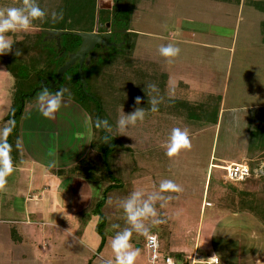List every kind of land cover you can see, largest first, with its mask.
Returning <instances> with one entry per match:
<instances>
[{
	"label": "rangeland",
	"instance_id": "obj_1",
	"mask_svg": "<svg viewBox=\"0 0 264 264\" xmlns=\"http://www.w3.org/2000/svg\"><path fill=\"white\" fill-rule=\"evenodd\" d=\"M101 1L97 0L99 8ZM39 2L44 7L51 6L52 2L56 4L51 11L61 3L60 0ZM254 3L256 0H240V3L134 0L129 26L131 32L137 33L131 36L135 47L128 53L126 49L123 53V49L114 51L111 64L101 69V76L105 72L117 75L109 83L101 81L102 86L108 85L111 91H116L113 96L121 109L119 117L134 111L132 98L136 99L142 90L145 95L150 93V98L157 96L159 104L170 107V112L178 110L176 103L185 100L202 111L201 124H189L188 119L170 114L165 108L158 110L155 116L147 111L143 121L119 131V137L126 143L130 136L137 138L133 154L129 152L125 158L130 163L135 156L142 158L146 150H152L156 158H160L161 153L167 158L165 168L137 177L129 195L136 190L146 195L158 192L160 182L165 179L174 181L182 189L162 193L172 198L156 202L158 218L163 223L153 225L151 220L145 221L149 233L159 235L162 252L170 255L176 264H194L198 255L206 260L216 254L212 241L210 249L205 241L212 214L219 216L223 212L241 210H258L264 214V151L254 147L257 140L251 137L255 129L264 125V13L257 10ZM9 7H23V1L0 0V11ZM98 10L109 17L114 13V8ZM48 17L45 13L43 18ZM43 18L34 20L27 31L18 29L4 35L11 44L23 43L30 47L29 43L42 30ZM103 26L104 32L111 31ZM97 30L95 26L94 31ZM118 40L124 42L122 37ZM167 45L178 47L179 55L163 57L159 49ZM100 46L111 52L108 45ZM133 70H136L134 74ZM141 70L151 75L147 80L152 75L157 78L160 90L157 94L148 88L150 81L145 89L139 78H135ZM9 75L0 65V142L8 134L3 128L8 122L3 119L10 105V98L4 95ZM32 78H36L33 84L37 83L36 75ZM95 81L89 79V93H95L106 106L111 95L104 92L99 79ZM63 86L56 91L41 89L26 99L31 105L19 121L20 139L7 146L9 153L19 151L21 160L12 164V172L0 185V264H114L111 241L121 231L114 233L108 225L107 243L101 248L97 231L101 217L88 212L91 202L102 198L104 189L92 176L88 180L78 176L74 183L76 200L67 209L56 204L51 195L60 179L66 181L64 186L74 187L70 179L74 176L62 178L58 171L81 162L93 136V120L86 110V106L95 107L93 101L85 105L62 98L61 107L51 118L42 115L47 104L40 103L39 96L44 91L56 93ZM175 127L187 130L191 146L169 157L167 143ZM251 144L254 145L250 147ZM219 156L227 161L220 162L223 167L211 168L208 173L211 163H218ZM2 159L0 157V168ZM243 162L251 167V176L239 182L229 181L226 167ZM119 191H113L112 200L103 209L109 216L116 213L117 204L122 206L118 196L123 194ZM205 202H210L211 206L205 207ZM122 218L126 219L125 213ZM222 230L223 224L220 233ZM145 239L133 232L129 241L133 249L139 250L135 264H149L145 244L140 246ZM249 243L244 247L250 248ZM214 244L217 250L221 249V243L214 241ZM225 246L234 252L237 248L235 244Z\"/></svg>",
	"mask_w": 264,
	"mask_h": 264
},
{
	"label": "trees",
	"instance_id": "obj_2",
	"mask_svg": "<svg viewBox=\"0 0 264 264\" xmlns=\"http://www.w3.org/2000/svg\"><path fill=\"white\" fill-rule=\"evenodd\" d=\"M115 1L117 2V5H113L114 13L111 17H109L99 13L98 9L100 8L97 5V0H60L61 3L56 7L55 11H51L53 10L54 5L56 6L54 1V3H51V6L44 7L39 2V0H34V2L45 13H47V16H50L46 19L43 18V21L40 23V28L42 30H40L35 36L34 41L29 43L30 47H26V45L23 43L20 45L12 44L11 51L5 54V57L0 55V65L4 66L8 70L14 80L12 87V104L6 116L8 129H11V131H8L6 139L0 142V147H6L4 150L7 151L8 158L11 160V164H16L19 161L20 153L19 151H16L15 154L9 153L7 146L12 142H17V140L20 139L19 121L22 118L25 109L31 105L28 104L26 99L30 97V94L41 85L42 79L47 80V83H50L51 79H55L60 67H62L69 60L71 54L79 50L82 43V38L75 33L96 32L94 31L95 26H97L98 31L104 32V27L101 28L100 24L104 25L107 22L111 24V30L114 31L117 38L115 39V41L117 40L116 43H121V40H118L119 37H122L124 42L121 43V46L118 44L111 46L109 49L111 52H108L107 48H104L105 46L97 45L92 51L93 58L91 62L83 65V73L87 84L89 79H92V81L99 79V82L102 80L104 83H109L112 79H115L114 77L117 76L114 75V73L107 72L101 76V69L104 65L111 64L113 55L112 53L114 51L119 49H123L122 53L126 50L127 53L132 51L135 47V40H132L131 36H135L137 33L131 32L129 26L131 23L130 18L131 12L133 11L134 0ZM222 1L240 3V0ZM254 5L257 10L264 13V0H256ZM109 10L112 9L110 8ZM53 13H56L55 19L53 18ZM49 29L69 31V33L64 34L61 37L60 47L58 46L56 39L46 38V34L43 33V30ZM17 52H19L20 55H16ZM94 55H96L97 58H95ZM134 64L138 65L137 63ZM139 67L141 68L142 66L140 65ZM139 67H137L136 70L139 69ZM136 70H133L132 74H134ZM35 75L37 77V83L33 84L36 78L32 77ZM149 75L150 74H146V71L141 70V72H137V74H135V78H137V80L139 78L138 81H141L143 86H146L145 89H147V83L150 81L149 84L156 85L158 90L159 83L156 81L157 78L152 75L151 79L147 80ZM102 81L100 86L105 90L104 92L108 94L110 93L111 95L109 96L110 99H108L106 106L103 105L102 100L97 97L95 93H89V84L88 87L84 89L79 74V62L73 65L65 73L61 83L55 88L56 91L59 86L64 84L63 89H66L67 91L65 92L63 98L69 99L77 104L81 103L87 105V101H93L96 103H94L95 107H93V109H90L88 106H86V110H89L91 119L93 120V136L87 155L77 165L68 169L59 170L58 174L61 177L81 176L87 180L92 176L94 182L99 184L104 189L102 198L96 200V203L95 200H93L88 209V212H91L92 215L98 214L101 217V220L97 225V231L101 238V248L106 246L107 243L108 234L106 233V229L108 225L112 226L111 231L114 233L118 232L119 230L122 232L129 226L127 223V218L125 220L122 218V214L124 212L123 207L120 204L116 205V213L114 215L109 216V214L106 212L104 213L103 211L109 200H112L113 191L115 189H118V191L122 190L121 192L119 191V193L123 194L122 196L119 197L116 195V198L118 196V198H120L122 201L125 199L126 195H129V191L133 189V181L137 177L139 178L143 177L145 174L147 175L155 173V171L159 170L160 168H165L167 164V158L165 157L164 153H161L160 158H156L151 152L152 150H146V152L144 151L145 153L142 158H140L141 156H135L134 160H131V163L129 160H125V158L128 157L129 152L133 154V149L136 147L137 138L130 136L128 143H126L119 137V130L116 128V121L119 118L121 109L115 102V97L113 96L115 95L114 93L116 91H111V87L109 89L108 85L102 86ZM127 81L131 82L132 80ZM42 89L49 90V88L46 86H44ZM38 91L39 90L37 89L34 96ZM159 91L160 90H158L156 93H152L157 94ZM54 94L55 93L51 95ZM148 94L145 95L144 90H142L141 93L137 95L140 100H143V102L141 100L139 105L135 103L134 100L136 99L132 98V103L134 104L135 109L137 107H146L145 109L150 107L148 101H150L152 98H150V93ZM159 105V110L162 108L169 110L170 108L164 107L161 104ZM176 105L179 106L177 108L178 110H172L174 112H170L171 110H169L170 114L173 113L174 115L180 117L183 116L189 121H194L193 123L201 124L202 115H200V113L202 111L197 107V105H193L190 101L186 100L184 102L179 101V103H176ZM150 113V116H155L158 112ZM98 118L100 120H108L111 129L108 130L105 128H97L95 122ZM105 137H107V140H105ZM251 137L257 140V142L254 143L257 145L254 147H258L264 151V125L255 129L252 132ZM254 144H251L250 147H252ZM161 159H164V161ZM130 164H132L133 167H131ZM141 166H143V168H141ZM250 211H252L255 215L262 219V221H264L263 213L258 210ZM152 233L154 232H150L149 235ZM157 236L161 243L159 235ZM146 241L147 237L144 243H140V246L145 244ZM174 254L177 253H173V255Z\"/></svg>",
	"mask_w": 264,
	"mask_h": 264
},
{
	"label": "clouds",
	"instance_id": "obj_3",
	"mask_svg": "<svg viewBox=\"0 0 264 264\" xmlns=\"http://www.w3.org/2000/svg\"><path fill=\"white\" fill-rule=\"evenodd\" d=\"M45 12L34 2V0H23V7H9L0 11V55L7 54L11 51V41L4 35L8 32H16L18 29L27 31L32 25V22L38 18H43ZM53 18H56V13H53ZM160 54L166 58H172L179 55L180 49L172 45L161 46L159 49ZM16 55H20L19 52ZM153 93H156L157 87L154 84L148 85ZM66 89L57 91L54 96L44 91L38 98L40 103H46L47 109H42V115L45 118H51L52 115L61 107L62 98L65 95ZM135 103L139 105L141 100L136 98ZM160 99L157 96H153L148 104L150 107L140 108L137 107L133 112L120 116L116 121V128L119 131H125L130 126H135L138 121H143L147 111L157 112L159 110L158 105ZM95 125L97 128H105L110 130L108 120H96ZM6 132L11 129H5ZM107 140V137H105ZM190 141L188 138L187 130H182L179 127H175L171 130L169 140L167 143L166 155L172 157L176 155L181 149L190 148ZM0 157H2L3 167L0 168V185L4 183V177L12 172V164L8 153L4 148L0 147ZM181 187L174 183L170 179L162 180L159 184L158 192L146 195L143 191L136 190L130 193V195L121 201L123 212L126 214L127 223L130 224V228H126L124 231L118 233L111 241V249L114 253V264H135L137 256L139 255L138 249H133L129 243L133 232L139 235H143L155 241V236L149 235V227L145 224V221L151 220L153 225L163 223L158 218L156 209L157 201H167L172 197H165L162 193L165 192H180ZM161 207L164 205L161 204Z\"/></svg>",
	"mask_w": 264,
	"mask_h": 264
},
{
	"label": "crops",
	"instance_id": "obj_4",
	"mask_svg": "<svg viewBox=\"0 0 264 264\" xmlns=\"http://www.w3.org/2000/svg\"><path fill=\"white\" fill-rule=\"evenodd\" d=\"M261 12V11H260ZM10 74V73H9ZM10 82L8 78H6V91L4 95L10 98V105L8 112L10 110L12 104V87L14 84V80L11 75ZM190 101V100H189ZM154 120V119H152ZM3 121H6V117H4ZM194 121H189L193 123ZM196 124V123H194ZM153 125L152 121L150 122V127ZM8 129V123L3 127ZM91 142V141H90ZM90 146V143L88 144ZM84 155V154H83ZM84 157V156H83ZM82 157V158H83ZM21 158V156H20ZM21 160V159H19ZM218 163H211L208 173H210L211 168L217 169L223 167L220 162L227 161L225 158L217 159ZM19 162V161H18ZM244 163V162H243ZM74 166V165H73ZM72 166V167H73ZM1 164V168H2ZM56 170V169H55ZM71 177V176H70ZM63 178V177H62ZM73 181L74 187L64 186L66 181L60 179L58 181L55 189L51 192V195L54 196L55 203L59 204L60 207L67 209L73 202H75V198L77 196V191L75 188V181L77 177L70 178ZM85 179V178H83ZM87 180V179H85ZM1 196V194H0ZM212 219L208 226V232L205 234V241L207 242L208 248L210 249V241H212V249L216 250V254H213V257H218L220 259L219 264H264V221L260 219L257 215H255L251 211H227L220 213L219 216H214L212 214L210 216ZM249 221V222H248ZM246 223V227L245 226ZM221 224H223V232L220 233ZM253 226V229L250 228ZM202 236H200L201 238ZM202 239V238H201ZM214 241H217L218 244L221 243V249H216V245ZM231 242L227 244V242ZM250 242V248L244 247V244ZM236 245V250L229 248V246L225 245ZM199 259L202 261H210V258H206L203 260L200 255H198Z\"/></svg>",
	"mask_w": 264,
	"mask_h": 264
},
{
	"label": "water",
	"instance_id": "obj_5",
	"mask_svg": "<svg viewBox=\"0 0 264 264\" xmlns=\"http://www.w3.org/2000/svg\"><path fill=\"white\" fill-rule=\"evenodd\" d=\"M111 7H112V1L102 0L100 2L101 9L103 8L110 9ZM109 25L110 24H107L108 27ZM43 33L46 34V38L48 39H56L57 44L60 47L61 37L64 34L69 33V31L49 29V30H43ZM75 34L82 38V43L79 50L71 54L69 60L62 67H60L55 79H51L50 83H47V80H43L41 85L37 88L38 90H41L44 86H46L49 89H55L61 83V80L63 79L65 73L77 62H79V74L83 87L84 89L88 87L87 81L84 78L83 65L85 62L90 63V61L92 60L91 52L97 45H108V46L111 45V43L108 41L111 38V33L100 34L97 32H77ZM95 58H97V56H95ZM37 89H35L30 94V96H33Z\"/></svg>",
	"mask_w": 264,
	"mask_h": 264
},
{
	"label": "built area",
	"instance_id": "obj_6",
	"mask_svg": "<svg viewBox=\"0 0 264 264\" xmlns=\"http://www.w3.org/2000/svg\"><path fill=\"white\" fill-rule=\"evenodd\" d=\"M226 178L229 181L239 182L247 179L252 174L251 167L246 163H234L226 167ZM204 206H211L210 202H205ZM150 236H155V241H151L147 238L145 247L150 255L149 264H176L170 255L161 252V243L157 234L152 233ZM194 259V264H219L220 259L218 257L211 258L210 261H202L197 258Z\"/></svg>",
	"mask_w": 264,
	"mask_h": 264
},
{
	"label": "flooded vegetation",
	"instance_id": "obj_7",
	"mask_svg": "<svg viewBox=\"0 0 264 264\" xmlns=\"http://www.w3.org/2000/svg\"><path fill=\"white\" fill-rule=\"evenodd\" d=\"M112 1H113L114 3L112 4L111 9L113 8V5H117V3H116L115 0H112ZM107 24H110V23L107 22V23L105 24L106 27H108ZM100 27L103 28V27H104L103 24H100ZM109 28H111V24L109 25ZM96 32H97V33H100V34L106 33V32H102V31H98V30H97ZM107 33H111V38L108 40V41L111 43V45H110L109 47H111V46H113V45H117V44H118L119 46H121V43H116L117 40L115 41V39H117V38H116V35H115L114 31L111 30L110 32H107ZM113 35H114V36H113ZM115 43H116V44H115ZM93 50H94V49H93ZM93 50H92V51H93ZM91 53H92V52H91ZM95 56H96V55H94V57H95ZM92 58H93V54H92ZM84 64H86V62H85Z\"/></svg>",
	"mask_w": 264,
	"mask_h": 264
}]
</instances>
